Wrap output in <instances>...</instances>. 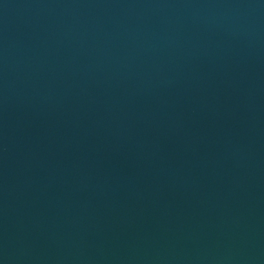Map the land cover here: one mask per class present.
<instances>
[{"label": "water", "instance_id": "water-1", "mask_svg": "<svg viewBox=\"0 0 264 264\" xmlns=\"http://www.w3.org/2000/svg\"><path fill=\"white\" fill-rule=\"evenodd\" d=\"M0 264H264V0H0Z\"/></svg>", "mask_w": 264, "mask_h": 264}]
</instances>
